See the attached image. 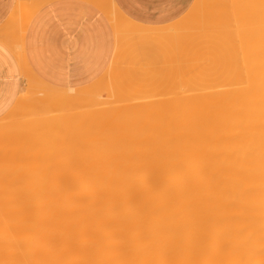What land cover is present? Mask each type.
<instances>
[{
	"label": "bare ground",
	"instance_id": "1",
	"mask_svg": "<svg viewBox=\"0 0 264 264\" xmlns=\"http://www.w3.org/2000/svg\"><path fill=\"white\" fill-rule=\"evenodd\" d=\"M98 3L110 21L132 38L155 41L153 38L168 31L132 21L114 0ZM24 4L22 0L19 12ZM191 7L186 16L191 15L198 28L186 34L194 37L193 45L184 53L193 65L185 67L187 61L182 66V71H187L182 76L179 105L173 101L178 108L170 111L164 122L157 121V115V122L150 121L156 124L155 131L161 129L158 122L166 129V134L160 132L165 135L161 146L148 148L155 144L149 134L153 142L148 140L152 143L147 149L142 145L144 151L150 150L148 154L142 150L144 156L133 149V153L124 152L112 159L90 157L85 159L87 168H76L80 173L75 169L73 173L70 164L60 165L58 170L47 166L50 172L43 170V174L47 171L45 182L32 191L27 185L37 171H22L24 175L16 182L27 188L21 192L15 187L16 195L10 192L17 199H9L4 190L7 186L13 189V180L3 175L6 171L1 165L0 264H264V0H195ZM18 11L14 15L18 16ZM34 12L27 16L24 12L27 21ZM173 27L176 25L169 29ZM211 63L218 66L216 71L209 70ZM45 85L38 86L41 95L49 91ZM72 93L71 99L65 96L62 100L70 102ZM41 95L31 101V105L36 101L33 108L43 109L40 106L48 102L40 99ZM49 95L44 99L52 100L59 93ZM57 120L55 117L53 122ZM53 122L45 126L51 129ZM11 127H7L10 133ZM47 135L48 142L43 139L45 142L36 143L37 149L28 147L31 153L35 151L30 154L34 158H47L54 149Z\"/></svg>",
	"mask_w": 264,
	"mask_h": 264
},
{
	"label": "rangeland",
	"instance_id": "2",
	"mask_svg": "<svg viewBox=\"0 0 264 264\" xmlns=\"http://www.w3.org/2000/svg\"><path fill=\"white\" fill-rule=\"evenodd\" d=\"M194 3H195V1H194ZM190 9L186 12L187 14L190 11ZM186 13L181 17V20L179 19V20H177L178 22L176 21L177 23L173 22L172 24H169L170 26H168V27L166 25L161 27L162 29H164V30L167 29L168 31L166 32V34H161V35L157 36L156 38H153V40H155V41H152V39L148 40V38H145V40H141L140 36H138L136 38L135 37L132 38V36L130 37V35L128 36L127 34L122 33L121 30L119 31L118 29H116L115 34H116L117 39H118V47L116 50V59L114 60L110 70L106 74L103 81L100 82V85L97 88H95L94 90L93 89H86L83 91H75V92H77L76 94H74L75 92L72 93L71 90H69V91L62 90V92H64V91L65 92L64 93L61 92V95H60L61 89H57L56 91L54 89H51V91H50V87H48L49 88L48 89L45 85V88H47L49 91L47 93V90L44 89L47 94L41 95V94H43L41 92V89L39 91V89L37 87L38 90L35 89V91L37 90V92L39 94H36L34 89H33L35 87H33L32 91L35 93V95H37V96L41 95L40 99L46 100V102L48 101L46 104H45V101H44V104L42 101V104L44 106L41 105L40 107H43V109L42 108L39 109V107L38 108L32 107V106H34L36 101H34L33 102L34 104L32 103V105H31V101H33L34 99L37 100L36 99L37 97H35L34 94L30 93L27 96V98L25 99V101L27 102V103H25L26 110L28 108H31L30 110L28 109L24 113H19V112L13 113L12 112V113H10V114H8L5 117L0 119V152H2V154L0 153V166L2 165L1 169H3V170L5 168L6 172H4L3 175L5 176V174H6L7 177H9L13 180V182L11 183V184H13V186L12 185L10 186L13 189L12 190H11V188L7 189L8 186L4 189L9 194L10 198H9V196L5 197V198H9V199L16 198V196L15 197L11 196L10 192L15 193L17 190H20L22 192L24 190V188H27L28 186L30 188V189L27 188L28 190H31V191L35 190V188L40 186L41 182H45V177L47 176V174H46L47 171L50 172V169L53 170L55 168H57V170H58L59 169L58 167L60 165L66 166L67 164H70V166H72L71 168H73V170H72L73 173H75L74 169L77 170L83 166H84V168H87V163H86L87 161L85 159L90 158V157L91 158L112 159V158L120 157L122 155V153H124V152H129V153L134 152V153H137V155H139L138 154V152H139L140 156H144V154H142L144 152H146L148 154V152L150 150L148 149V151L147 150L144 151L142 148H143V146L144 147L146 146V149H147V146H149L153 142L150 138V135L152 134L151 137L152 136L155 137L156 135L158 136L160 134V132H161V134H166V131H165L166 129H165V127H162V123H160V124H159V122L157 123L158 128H161V129L155 131L156 129L154 130V126H156V124L154 122L155 125H152L153 122L151 123L150 121L151 120L156 121L157 118H155V117L157 115V117H159L157 121H159V119H160V122H161L162 119H164L162 121V122H164L167 120V115H169L173 109L178 108V106H176L175 104L179 105V98L178 97L180 95V92H182V88H181L182 86H180V85H182L183 77L186 75V73H184V72L187 71V68L185 71L184 70L182 71V69L184 67V64L187 63V61H189V62L187 65H185V67H191L193 65L192 59H189L187 57V55H185L184 53L185 52L187 53V49L191 48V46L193 45V43H191V42L194 41L193 40L194 37L186 36V34L187 33H189V34L194 33L195 30H197L198 25L195 24L193 17L191 15L186 16L187 15ZM174 24L176 25L177 28L173 27V28L169 29V27L175 26ZM190 24H191V26H190ZM173 29L175 32H173ZM170 30H172V32H170ZM178 31H180V32H178ZM139 37H140V39H139ZM160 37H164V38L160 39ZM184 38H186L188 41ZM189 38L191 39V41ZM142 39H144V37H142ZM189 43H191V44H189ZM183 47H184V49H183ZM160 50H161V54H160ZM168 52H170V53H168ZM163 56H165V58ZM178 56H179V58H177ZM181 58H183L184 60ZM177 63L180 64V65L178 64L179 67H178ZM210 68L212 69V72H213V71H216V69H218V66L211 63L209 65V70H211ZM179 72H180V74H179ZM178 75H180L179 77H182L183 75L184 76L180 79L178 77ZM162 79L164 80V82ZM230 79L231 78H229V80ZM140 80H144V82H141ZM229 80H227L228 82L226 84L230 83ZM157 81H159V83H157ZM150 83L153 84V85H151L153 88L150 86ZM170 84H172L171 87H170ZM117 85H118V87H117ZM42 86H44V85H42ZM166 87H167V90H166ZM168 88H170V89H168ZM109 89L110 90L112 89L111 93H110ZM152 89H153V91H152ZM161 90H163V91H161ZM70 91L73 94L74 99H72L70 102L66 103L65 100H62V98H65V96H68V97H66V99L67 98L71 99L72 95H71ZM49 92L59 93V96L53 97V98H55V100H53V98L51 100L49 97H46L49 99H46V98L44 99L45 96H47V95L50 96ZM146 92H147V94H146ZM150 92L151 93L153 92L152 95H150L151 94ZM178 93H179V95H178ZM63 94H64V96H63ZM153 94L155 96H153ZM52 95H54V94H52ZM138 95H142V97L140 96V98H139ZM174 95H176L177 97ZM55 96H56V94H55ZM60 96H62V97L60 98ZM92 96H94V97H92ZM160 97H162V98H160ZM104 98H106L105 101H104ZM136 98L137 99L139 98L138 100L140 102L136 101ZM148 98H150V99H148ZM154 99H155V101H154ZM60 100H61V102H60ZM161 100H162V102H161ZM115 101H116V103H115ZM121 101L123 103H121ZM173 101L175 102V104ZM97 104H98V106H97ZM105 104H106V106H105ZM30 105H31V107H30ZM65 105L67 106V108ZM78 106H80V107H78ZM61 110H62V112H61ZM115 111H117V112H115ZM60 112L63 115H60ZM131 113H133V114H131ZM30 115H31V120H30ZM54 115H55L56 119H58L57 123L53 122V120L55 119ZM153 115H154V117H153ZM60 116H62V117L59 118ZM163 116L164 117L166 116V117L163 118ZM47 117H49V118L46 119ZM52 117H53V120H51ZM80 117H83V118H80ZM89 117H91V118H89ZM32 118H34V119H32ZM39 118L42 119V121H40ZM118 118H120V119H118ZM94 119L96 120L95 122L93 121ZM29 120H30V122H29ZM37 120H39V121L37 122ZM47 120L50 121V123L52 121L54 124V125L51 124V126H50L51 129H48L49 125H47L48 127L45 126L48 122ZM42 122L43 123L45 122L44 125L42 124ZM24 123H26L27 125ZM30 123H33V124L30 125ZM35 123L37 126L34 125ZM50 123H48V124H50ZM33 125H34V127H33ZM39 125H41V126L43 125L44 127H40ZM160 125H161V127H159ZM21 126H23V128L25 126H28L27 128L29 130H26V127L23 130V128ZM7 127L8 128L11 127V130L13 128L12 133L9 132V129ZM20 127L23 131L20 129ZM155 128H157V127H155ZM17 129L20 132L19 131L17 132ZM45 129H46V131H45ZM109 130H110V132H109ZM138 130H140V131H138ZM27 131H29V132L31 131V133H29ZM134 131H136V132H134ZM2 132H4V133H2ZM19 133H21V134H19ZM126 133H127V135H126ZM17 134L20 136H18ZM26 134H29L28 138L29 137L31 138V134H33L32 138L31 139L26 138V136H27ZM39 134H41V136H37ZM47 134H49V138H50L49 144H51L52 147H54V149L51 151V154H48V155H52V156H50L51 158H49L48 155L46 156L47 158L44 157V159H40L41 157L34 158L33 156L30 155L32 153L34 154V152H35L32 150L37 149L39 147L38 144L41 143V141L43 139H45L46 142H48L49 139L46 138V137H48ZM136 134L138 137L136 136ZM141 134H142V137H141ZM161 134L158 137H155V138L153 137L156 145L153 143V144H151L152 146H149L148 148L152 147L151 150H154L155 148L161 146V143L163 142V139L165 137V135L162 136ZM33 136H35V137L33 138ZM161 136H162V138H161ZM23 137H24V139H23ZM38 137H40V138H38ZM42 137H44V138H42ZM145 138H146V140H145ZM33 139H35V140L37 139L36 140L37 142L33 143L32 142V141H34ZM149 139L152 141V142H149L150 144L148 143ZM38 141H40V142H38ZM24 142H25V145L23 144ZM29 142H30V144H29ZM42 142H45V141H42ZM17 143H18V147H16ZM36 143H38V144H36ZM133 144H134V146L140 145V144H141L140 146H142V145L143 146L141 148L139 146L134 147ZM44 145H45V143H44ZM46 145H48V144H46ZM128 145H129V147H128ZM153 145H154V148H153ZM61 146H62V149H61ZM63 146H64V148H63ZM131 146L134 148H132ZM12 147H13V149H12ZM28 147H31V148H29V150L33 148L31 150L32 153L30 151H28ZM55 147L57 149H55ZM130 147H131V149H129ZM138 148L141 150H139ZM20 149H22L24 151L22 152V150H20ZM133 149H137V151L134 150L132 152L131 150H133ZM142 150L144 152L141 153ZM25 151H27L28 153ZM10 154H12V155L10 156ZM13 157H15V158H13ZM10 158H12V159H10ZM66 159H67V161H69L71 163H67ZM48 162L51 164H49ZM5 163H7V164H5ZM20 163L23 165L19 166ZM25 164H27L28 166L26 167ZM40 164H42V165H40ZM17 165H18V168L15 169V167H17ZM32 165H33V167H32ZM24 166H25V168H24ZM35 166L38 168L42 166L40 168L41 172H40V169L36 168ZM47 166L49 168L50 167H53V168L47 169ZM8 167H9V169H8ZM13 169L15 172L17 170H19L16 172V173H18V172L19 173L16 174L13 171ZM27 169H28V171H27ZM38 170H39V172H38ZM43 170H47L46 173L44 172L46 174V176H43V175H45V174H43ZM22 171H24L25 174L26 173L29 174V172H32V171L35 173V171H37L36 174L38 176V173H39L41 180L39 179L40 177H38V179H37V176L34 177L35 179L33 177H31L30 178L31 180H29L30 183L28 182L29 184L27 185V187L23 188L24 185L22 186L20 184V186H19V184H18L19 182H16V181H18L17 180L18 176H19V181H20L21 176L24 175V173ZM77 171H78V173H80L79 170H77ZM7 173H9V174L7 175ZM2 176L0 173V177H2ZM74 177H75V174H74V176H71V178H74ZM71 178H69V180H72ZM37 180H40V181H37ZM42 180H44V181H42ZM8 185H10V183ZM32 185L34 187H32ZM15 187L17 190L14 189ZM13 195H16V193ZM19 196L22 197L21 194ZM0 202H1V200H0ZM7 202L10 203L11 201H7ZM25 202H27L26 199H25L24 203Z\"/></svg>",
	"mask_w": 264,
	"mask_h": 264
},
{
	"label": "crops",
	"instance_id": "3",
	"mask_svg": "<svg viewBox=\"0 0 264 264\" xmlns=\"http://www.w3.org/2000/svg\"><path fill=\"white\" fill-rule=\"evenodd\" d=\"M18 1L0 0V119L24 113L26 97L43 82L65 91L97 88L118 47V28L100 0H23L20 12ZM114 1L132 21L162 27L179 20L195 0ZM16 11L23 12L21 20Z\"/></svg>",
	"mask_w": 264,
	"mask_h": 264
}]
</instances>
